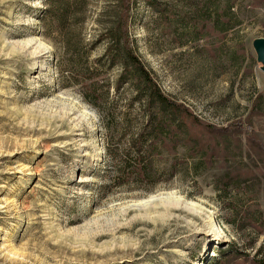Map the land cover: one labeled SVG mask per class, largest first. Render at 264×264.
<instances>
[{"label":"rangeland","instance_id":"1","mask_svg":"<svg viewBox=\"0 0 264 264\" xmlns=\"http://www.w3.org/2000/svg\"><path fill=\"white\" fill-rule=\"evenodd\" d=\"M121 7L120 0H83L58 26L56 3L0 0V264L264 257V176L243 136L217 138L211 162L195 165L186 152L179 172L153 191L104 183L98 167L111 134L58 70L68 56L65 39L91 49V58L101 55ZM128 18L130 47L163 93L205 124L249 117L264 144V73L251 45L264 37V0H131ZM119 72L118 63L109 70L113 83ZM131 89L119 90L126 96L118 109ZM114 143L129 148L126 138ZM237 171L251 173L225 185Z\"/></svg>","mask_w":264,"mask_h":264},{"label":"trees","instance_id":"2","mask_svg":"<svg viewBox=\"0 0 264 264\" xmlns=\"http://www.w3.org/2000/svg\"><path fill=\"white\" fill-rule=\"evenodd\" d=\"M46 1L58 5L54 20L61 26L67 21V13L73 5L83 0ZM120 3L117 26L104 33L109 41L102 54L91 58V49L88 51L82 43V46L78 42L70 44L65 39L68 56L58 70L59 78L77 89L82 100L97 110L100 124L111 134L112 143L98 167L104 183L112 178L118 186L126 184L142 192L153 191L179 172L178 166L186 161V152L189 157L197 158L195 165L211 162L220 151L216 139L229 136H243L247 151L260 161L259 173L264 176V144L249 117L237 119L226 127L205 124L183 102L163 93L152 73L130 47L131 0H120ZM104 35L91 45L100 42ZM117 63L120 72L113 83L109 70ZM125 84L132 89L125 107L118 109L120 98L126 96L119 93ZM135 104L139 108L137 113L132 109ZM122 138L127 139L129 148L115 146V140L122 141ZM249 173L229 174L225 185L237 178L245 180ZM259 254L250 258V264H264V257H258Z\"/></svg>","mask_w":264,"mask_h":264},{"label":"water","instance_id":"3","mask_svg":"<svg viewBox=\"0 0 264 264\" xmlns=\"http://www.w3.org/2000/svg\"><path fill=\"white\" fill-rule=\"evenodd\" d=\"M251 45L255 52V59L260 63L259 69L264 73V37H256Z\"/></svg>","mask_w":264,"mask_h":264},{"label":"bare ground","instance_id":"4","mask_svg":"<svg viewBox=\"0 0 264 264\" xmlns=\"http://www.w3.org/2000/svg\"><path fill=\"white\" fill-rule=\"evenodd\" d=\"M42 46H43V48H41ZM46 46H47V45L44 43V44H42V45L40 46V49H42V51H45L46 48H47ZM33 65H36V60L33 61ZM91 138H92V137H91ZM91 138H90V139H91ZM97 142H98V139H97ZM93 144H94V142H91V143H90V146H92ZM97 150H98V147H96V151H94V152L92 153V155H93V154H96V153L98 152ZM207 223H209V221H208ZM216 235H219V236H220V234H216ZM216 235H213V236H216ZM216 238H219V237H216ZM216 238H213V239H216Z\"/></svg>","mask_w":264,"mask_h":264}]
</instances>
